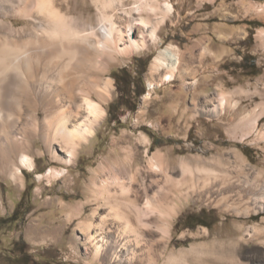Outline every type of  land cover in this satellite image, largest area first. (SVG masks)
<instances>
[{"label":"rangeland","instance_id":"obj_1","mask_svg":"<svg viewBox=\"0 0 264 264\" xmlns=\"http://www.w3.org/2000/svg\"><path fill=\"white\" fill-rule=\"evenodd\" d=\"M153 2L155 11H133L137 4L126 0L117 12L118 25L130 21L132 38H145V46L119 56L98 75L102 85L109 84L105 116L72 161L57 163L50 154L38 153L44 146L36 139L30 153L35 167L22 168V182L0 173V264H111L107 254L114 238L101 242L103 250L94 256L78 229L82 222H97L94 209L109 213L91 196V178L98 170L108 183L117 175L115 170L134 175L132 187L139 195L144 189L157 198L164 195L163 217L171 232L158 264L182 249L230 243L237 245V257L244 264L264 263L263 203L254 201L259 193L244 182L222 191L234 180L247 179L245 174L264 171V47L256 39L264 29V0ZM71 5L76 9L70 16L96 24L94 0H74ZM141 18L147 24H141ZM13 22L16 28L27 25L26 20ZM164 52L179 58L176 69L155 68V58ZM124 68L134 76L144 71L145 93L135 112L119 110L118 124L108 121V107L119 97L112 73ZM214 106L220 111L209 114ZM251 112L263 115L257 125ZM57 148L65 151L61 145ZM235 154L246 167L239 174L232 166L243 163ZM155 156L164 171L152 168ZM182 161L192 167L191 174H182ZM202 167L215 173L206 176L199 171ZM73 206L78 208L65 209ZM200 213L195 221L204 225L190 220ZM112 223L108 217L107 227ZM154 233L152 240H159L160 232Z\"/></svg>","mask_w":264,"mask_h":264},{"label":"bare ground","instance_id":"obj_2","mask_svg":"<svg viewBox=\"0 0 264 264\" xmlns=\"http://www.w3.org/2000/svg\"><path fill=\"white\" fill-rule=\"evenodd\" d=\"M133 1L137 5L132 10L136 12L146 11L154 3L153 0ZM125 2L94 0L98 16L96 24H92L80 17L70 16L76 9L71 5L74 0H0L2 175L15 182L23 181L22 168L35 167V160L30 153L36 139H40L44 146L43 151L36 150L38 153H48L55 162L69 164L78 146L95 134L105 116L103 103L110 95L108 82L102 85L98 75L105 73L110 63L117 61L119 56L130 55L143 48L146 42L145 38H132L130 21L124 27L118 25L117 19H121L117 12ZM167 9H170L169 5ZM14 20H26L27 25L16 28ZM139 22L147 24L143 18ZM154 34L152 31L151 36ZM256 39L264 47V29L258 31ZM178 64L176 55L164 52L155 58L154 65L155 68L166 66L174 70ZM89 73L93 75L88 76ZM149 96L146 94L144 98ZM224 100L222 98L220 102ZM219 111L218 106L207 110L209 114ZM256 116L257 113H250V117L255 118V125L263 115ZM60 145L65 151L57 148ZM60 153H68V156L64 157ZM235 159L243 164L232 166L233 170H239L238 174L246 170L240 155L235 154ZM151 164L155 171H164L159 156L152 158ZM180 169L183 175L191 174L193 170L183 161ZM115 171L117 175L111 176L109 183L101 180L99 170L93 173L91 196L95 203L100 202L101 207L108 209L109 213L103 215L98 208L94 209L92 216L98 217L97 222L80 223L79 232L86 235V242L93 249L94 256L103 250L101 242L114 238L107 254L111 264H158L171 232L163 217L164 195L157 198L155 194H148L146 189L139 195L132 187L134 175ZM199 171L206 176L215 173L207 167ZM245 176L247 179L234 180L221 188L222 191L229 192L239 187L240 182L247 183V189L259 193L254 201L263 203L261 209L264 210V171ZM181 183L179 181L177 184ZM239 197L243 199L244 195L240 193ZM75 208L78 207H65L69 210ZM108 217L115 223L107 227L105 222ZM154 230L160 232L159 240H152ZM155 243L157 250H153ZM155 251H160V254H155ZM237 256V245L234 243L213 249L192 247L171 253L162 264H244Z\"/></svg>","mask_w":264,"mask_h":264},{"label":"trees","instance_id":"obj_3","mask_svg":"<svg viewBox=\"0 0 264 264\" xmlns=\"http://www.w3.org/2000/svg\"><path fill=\"white\" fill-rule=\"evenodd\" d=\"M255 1H263V0H255ZM249 25L251 23H248ZM139 63V61H137ZM252 66L247 70H251ZM144 71L136 72L134 76L132 71L127 69H119L115 70L112 73V78L115 81V85L117 88V92L119 94L118 99L111 103L108 107V121L120 124L121 118L119 110L126 109L130 112H135L138 105L139 98L145 93L144 84L142 82L141 75ZM250 75L256 76L258 73H251ZM202 213H200L196 217H191L190 220L195 221V218H200ZM194 218V219H193ZM196 225H204L201 221H195ZM206 226V225H205Z\"/></svg>","mask_w":264,"mask_h":264}]
</instances>
